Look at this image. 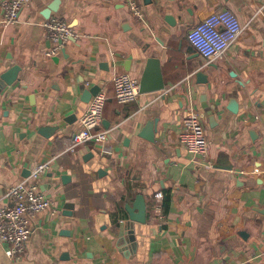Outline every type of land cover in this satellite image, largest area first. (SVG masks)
<instances>
[{
  "label": "crops",
  "instance_id": "1",
  "mask_svg": "<svg viewBox=\"0 0 264 264\" xmlns=\"http://www.w3.org/2000/svg\"><path fill=\"white\" fill-rule=\"evenodd\" d=\"M10 1L0 0V77L21 71L0 91V202L13 205L9 188L44 163L40 187L53 208L34 219L20 258L0 241V264H264V0H141L145 23L126 0H60L50 18L55 0H28L8 25ZM221 10L243 31L222 57L205 59L188 34ZM50 19L77 34L52 57ZM199 71L208 84H198ZM119 73L152 91L118 104ZM97 85L108 95L98 129L107 139L72 152L91 102L84 93ZM193 114L203 164L180 143ZM138 195L144 224L128 212Z\"/></svg>",
  "mask_w": 264,
  "mask_h": 264
},
{
  "label": "built area",
  "instance_id": "2",
  "mask_svg": "<svg viewBox=\"0 0 264 264\" xmlns=\"http://www.w3.org/2000/svg\"><path fill=\"white\" fill-rule=\"evenodd\" d=\"M28 0H12L2 5L4 24L19 23L20 11ZM132 14L145 23L141 0H126ZM55 47L47 55L52 57L64 44L77 37L74 29L61 19H50L44 23ZM243 31L238 16L230 10H221L206 17L188 34L193 48L205 59H217L236 42ZM114 98L120 105L136 102L141 95L138 80L128 73H119L113 77ZM108 95L100 91L91 100L87 111L81 118V129L74 135L70 150L76 149L93 140L106 141L107 132L98 131L103 121V113ZM202 125L196 115H191L180 136V143L199 164L207 161V151L201 138ZM201 159V160H200ZM200 160V161H199ZM48 164H38L27 180L15 184L6 193L13 205L0 202V241L8 246L7 254L12 259L20 258L26 251L27 243L33 234L32 223L38 214L52 210L53 201L41 190L40 181L48 172ZM245 174V173H243ZM157 211L163 208V193L156 194ZM55 211V210H53Z\"/></svg>",
  "mask_w": 264,
  "mask_h": 264
},
{
  "label": "water",
  "instance_id": "3",
  "mask_svg": "<svg viewBox=\"0 0 264 264\" xmlns=\"http://www.w3.org/2000/svg\"><path fill=\"white\" fill-rule=\"evenodd\" d=\"M60 0H55L52 4H50L48 6V8L45 10L44 12V16L46 18H50L52 16L53 12H57L58 8H57V4H59ZM149 2L151 3L152 0H149ZM21 71V67L20 66H13L11 67L8 71H6L5 73H3L0 77V91L7 87V86H12L19 78V73ZM197 82L198 84H208L209 82V76L207 74H205L203 71H199L197 73ZM164 88L163 83H161L159 86H157L156 88H154V90H161ZM101 90L100 86H95L93 88H91L90 90H86L85 91V102H90L91 99L96 96ZM140 91L142 93L148 92V91H152L151 88L147 85V80L143 79L141 85H140ZM231 110L233 112L237 111V105L235 102L232 103V107ZM211 116L212 112H210ZM75 117H69L67 118L64 122H69L71 121V119H73ZM63 126L62 124H59L58 126L55 127H51V128H43L44 131L43 132H49L51 130H58L59 127ZM151 126V125H149ZM45 134V133H44ZM48 136V134H45ZM152 141V139H150ZM64 180H66V176L63 177ZM128 212L130 214V218L131 220L138 222V223H146L147 221V205L145 202V199L142 195H138L137 197V201L136 204L132 207V208H128Z\"/></svg>",
  "mask_w": 264,
  "mask_h": 264
}]
</instances>
